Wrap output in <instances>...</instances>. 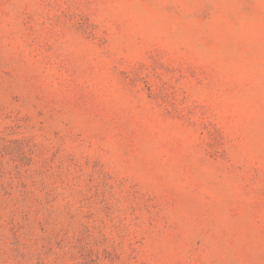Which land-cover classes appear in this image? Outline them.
Returning a JSON list of instances; mask_svg holds the SVG:
<instances>
[{"label":"rangeland","instance_id":"obj_1","mask_svg":"<svg viewBox=\"0 0 264 264\" xmlns=\"http://www.w3.org/2000/svg\"><path fill=\"white\" fill-rule=\"evenodd\" d=\"M0 264H264V0H0Z\"/></svg>","mask_w":264,"mask_h":264}]
</instances>
